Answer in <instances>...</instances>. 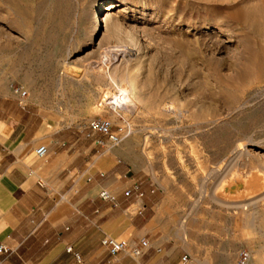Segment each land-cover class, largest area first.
<instances>
[{
	"label": "rangeland",
	"instance_id": "374dc122",
	"mask_svg": "<svg viewBox=\"0 0 264 264\" xmlns=\"http://www.w3.org/2000/svg\"><path fill=\"white\" fill-rule=\"evenodd\" d=\"M0 83L53 131L125 128L91 172L154 185L146 231L187 264H264V0H0Z\"/></svg>",
	"mask_w": 264,
	"mask_h": 264
},
{
	"label": "crops",
	"instance_id": "0c3cea01",
	"mask_svg": "<svg viewBox=\"0 0 264 264\" xmlns=\"http://www.w3.org/2000/svg\"><path fill=\"white\" fill-rule=\"evenodd\" d=\"M41 113L23 108L14 90L0 83V246L10 250L0 255V264H187L184 254L158 233L146 231L153 215L149 186L145 206L131 216L126 232L130 240L147 238L151 250L140 260L119 256L113 260L102 245L109 233L122 232L117 224L135 205L123 202L112 208L99 198L101 188L111 190L109 177L128 188L134 181L129 171L116 164L101 179L93 170L90 153L94 145L75 132L52 130ZM49 142L46 160L30 162L42 141ZM63 146L62 149H59ZM93 175L92 183L85 176ZM108 180V181H107ZM125 188V189H126ZM74 189L78 194L74 195ZM115 193L122 201V193ZM117 191V190H116ZM58 194L67 201L54 200ZM55 196V197H53ZM99 211V213H96ZM88 216L89 220L82 217ZM81 255L78 261L67 249Z\"/></svg>",
	"mask_w": 264,
	"mask_h": 264
},
{
	"label": "built area",
	"instance_id": "2783aa9c",
	"mask_svg": "<svg viewBox=\"0 0 264 264\" xmlns=\"http://www.w3.org/2000/svg\"><path fill=\"white\" fill-rule=\"evenodd\" d=\"M14 92L18 97V102L21 107L25 108L27 103L25 99L27 97V92L23 91L22 88H14ZM118 114V113H117ZM119 115V114H118ZM114 125L111 122L104 120H93L88 126V131L85 134V138L92 140L95 147H104L107 143L113 145H118L121 142V137L124 135L125 128L120 127L118 130H114ZM60 146L59 149H62ZM50 155V150L47 145L39 146L35 150V157L38 160H46ZM99 177L105 179L107 177L106 172H99ZM93 175L85 176L86 183H92L94 181ZM134 182L126 188L122 193L123 200L121 201L119 197L113 193L108 188H101L99 192V198L112 208H120L123 202L134 203L139 206V212L144 209L143 200L145 199L147 192L145 190V185L140 180H133ZM150 188V193L155 194L157 189L154 185H148ZM79 190L74 189V195L78 194ZM55 197V196H53ZM54 200L59 202L67 201L65 195L58 194ZM99 213V211H96ZM79 214L85 219L89 220L88 216L83 215L81 212ZM103 247L106 249L107 253L112 257L113 260L117 259L119 256L130 257L134 260H140L148 254L151 250V243L147 238H141L139 240L130 239H120L112 236H106L102 241ZM10 250L5 245L0 246V255L8 253ZM68 253L74 254L75 258L80 261L81 255L74 252L73 247L67 249ZM189 255L183 257V262L189 261ZM251 254L246 250H241L236 258L235 264H250Z\"/></svg>",
	"mask_w": 264,
	"mask_h": 264
},
{
	"label": "bare ground",
	"instance_id": "6f19581e",
	"mask_svg": "<svg viewBox=\"0 0 264 264\" xmlns=\"http://www.w3.org/2000/svg\"><path fill=\"white\" fill-rule=\"evenodd\" d=\"M112 8H113V6H112V5H109V7H107L106 9H105V7H104V10H106V11H107V10H112ZM100 22H101V20H100ZM97 24H98V23H97ZM97 24H96V25H97ZM97 26H98V25H97Z\"/></svg>",
	"mask_w": 264,
	"mask_h": 264
}]
</instances>
